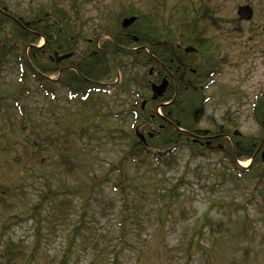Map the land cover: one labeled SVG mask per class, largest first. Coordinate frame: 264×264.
I'll list each match as a JSON object with an SVG mask.
<instances>
[{
    "label": "rangeland",
    "instance_id": "1",
    "mask_svg": "<svg viewBox=\"0 0 264 264\" xmlns=\"http://www.w3.org/2000/svg\"><path fill=\"white\" fill-rule=\"evenodd\" d=\"M2 1L10 15L32 17L35 8L43 6L47 10L50 4L61 6L63 0ZM248 1L255 2L257 6L255 16L249 24H242L237 21L236 7ZM142 2L103 0L97 8L111 7V3L118 8L122 3L134 12L140 10ZM174 4V0H167L163 10H158L154 17L159 21L170 20L173 24L181 22L180 12L173 9ZM95 6L93 0H85L82 9L86 10L87 16H92L98 12ZM181 6H184L181 7L183 12L190 9L184 2ZM208 8L207 17L212 25L207 27L205 39L209 40L210 51L218 54L219 64L217 73L204 79L207 100L195 104V108L203 112L195 127L213 128L229 112L232 117L228 125L230 132L237 130L244 136H256L260 127L251 117V108L256 94L264 90V1L210 0ZM167 23L163 27L176 34L179 27ZM3 37L0 34V39ZM78 47L86 50L88 43L81 40ZM79 54L77 52L75 59L80 58ZM121 56L119 53L116 59ZM38 61L43 60L40 58ZM140 73L142 71L138 70ZM18 77V70L12 62L3 67L0 97L15 89ZM52 84L53 97L44 99L38 94L24 97L26 109L22 114L13 107L9 108L11 100L2 99L0 185L7 189L0 190V201L5 198L14 208L7 212L6 209L1 210L0 204V249L10 238L27 252L19 264H88L87 257L92 249L88 246L84 248L80 243V232L75 231L80 224V204L76 196L75 205L79 208L65 220L61 216L58 219L47 217L45 204L39 211L33 212L32 206L44 189V181L55 187L62 175L52 161L47 160L45 165L37 164L32 158V144L36 138L67 132L82 136L79 143L84 145L93 131L97 139H102L99 132L107 130L109 125H120L128 130L133 121L126 111L135 103V95L132 94L134 86L125 91L126 80L119 71L118 77H112L106 84L105 92L91 94L84 101L79 96H70L58 83ZM36 87L39 88L40 84L31 85L33 93ZM183 98H186L185 92ZM94 111L97 112L94 118L96 127L90 128L87 133L80 127H87L88 121L83 122L84 116L93 115ZM139 130L142 132V129ZM25 142L28 144L23 148ZM105 143L103 140L93 141L90 147L92 158L82 152L85 163L92 167L94 173L107 167L119 154V149L111 148V142ZM182 147L176 150L171 169L158 168L155 172L148 169L146 173L139 174L138 181L148 192L179 181L181 195L158 213L159 203L145 202L143 211L149 215L141 217L142 226L130 233L131 238L125 244L123 254H119L121 264H264V180L259 184L248 174L233 170L228 161H220L222 156L218 153L202 159L192 157ZM238 162L241 167L244 163V167L250 164L244 157ZM225 170L227 172H223ZM68 183L74 184L70 179ZM106 191L109 192L108 188ZM112 196L115 195L110 193ZM118 209V206H109L105 212L117 214ZM205 214L209 216V221L204 219ZM116 219L117 215H110L109 219L102 218L93 226L96 227L93 228L94 239L102 231L112 240L108 248H104L101 240L98 241L97 251L103 252V255L96 264L113 263L112 255L105 250L111 251L112 246L117 244L119 230ZM221 220L230 224L228 232L219 233L216 224ZM80 231L85 232V228Z\"/></svg>",
    "mask_w": 264,
    "mask_h": 264
},
{
    "label": "trees",
    "instance_id": "2",
    "mask_svg": "<svg viewBox=\"0 0 264 264\" xmlns=\"http://www.w3.org/2000/svg\"><path fill=\"white\" fill-rule=\"evenodd\" d=\"M73 7L76 12L80 11L76 6V2H73ZM143 24L155 27V25H152L153 23L147 21ZM23 25L27 29L35 28V24L32 27L26 18H24ZM44 30L40 29L38 31L43 32ZM182 32L180 33L182 34ZM0 34L4 36V39H0V74L3 67L12 62L18 70L19 75L17 80L18 85L15 89L8 92L5 97H0V109L4 107L2 104L3 98L11 100L9 108L13 107L14 110L22 114V111L26 109L23 100L27 95L38 94L44 99L46 97H53V84L44 77V74L49 77L50 74L57 73L58 68L63 65H68L70 68H66L60 73V80L58 79L57 83L65 88L70 96H79L85 101L91 94L104 91L105 85L115 76L116 70L121 71L125 77V91H129L130 86H134L133 94L136 95L138 93L140 95L136 96L134 99L135 103L126 111L129 118L133 121V123H130L128 130L123 129L120 125H109L107 130L102 129L99 132L102 139L99 137L97 139V134L93 131L88 136L87 143L84 145L79 143L82 136H76L67 132L52 135L51 137L47 136L46 138H36L32 144V148L34 149L32 151V158L37 164L45 165L48 161H52L62 175V179L60 178L55 187L49 186L44 181V189L39 193L37 203L32 206L33 212L39 211L45 204L47 217L58 219L61 216L65 220L69 214L76 213L79 208L75 205L74 196H76L80 204V224L75 228V231L80 232L79 234L82 237L80 243L84 245V248L88 246L92 249L87 257L88 264H96L98 260L101 261L103 252L97 251L99 240H101V243H104V248L112 245V240L102 231L94 239L93 228L96 227L93 226L97 225L102 218L109 219L110 215L112 217L117 215L116 221L119 230L117 244L112 246L111 251L106 249L105 253L112 255V264H121V256L119 254H123L124 246L128 244L127 241L131 238L130 233L132 230L136 231L142 226L141 217L149 215L148 212L145 213L143 211L145 202L150 200L152 203H159L158 213L162 209L168 208L176 199V196L179 197L181 195V182L179 181L168 187L155 188L150 193L146 188L145 190L141 187L138 181L140 179L139 174L146 173L148 169L152 170V172H155L158 168L171 169L174 162V154L178 147L182 146H185L182 148H186L192 157L196 156L206 159L212 156V152L193 143L185 134L163 119L166 118L172 121L175 126L186 130L194 129L198 121L197 119L202 116V114L200 115V113L196 112V99H198V102L202 101V99L197 98L195 91L188 89L186 98H183L185 91H182V93L178 94L172 105L163 107L161 116L157 114L155 109L156 104L160 101L170 100L172 94V91L167 93V99L160 101H152L147 94L149 81H155V79L158 80L159 78V70L156 67L158 61H154L152 56L156 57L157 60L162 59V55L159 52L161 47L152 45L151 43L161 39H152L150 42L142 41V45L145 44L150 53L140 49L138 52H132V56L129 58L125 57V54L122 52L119 60L116 58L117 53H121V49L114 45L107 46L111 56L100 51L93 54L92 52L96 51L95 39H93L91 43L86 41L88 47L86 49L87 52H84V57L80 56L79 59H75L74 54L77 53V44L75 42L80 39H61L62 36L57 30H54L52 34L50 30L45 32V35L51 34L53 38L46 48L29 47L37 39H28L31 36L28 31L0 14ZM115 40L119 43L117 39ZM180 41L181 45L194 46L198 49L199 53L209 50L208 39H180ZM125 45L135 47L139 44L134 45L133 41L128 40ZM26 49H28L27 53H25ZM55 51L58 53L73 52V55L55 64L49 61L48 58ZM39 57L43 61H38ZM123 59L126 60L124 61ZM127 62L129 63L126 64ZM152 66L155 68L152 75H149V69ZM131 70L133 71L132 74L130 73ZM138 70L142 71V73L138 74ZM37 83L40 84V87H36L37 89L33 93L31 85ZM139 91L145 94L142 95ZM254 98L251 116L260 126V135L257 137L245 136L235 140L237 154L246 158L252 157L255 147L260 141L261 134H264V90L256 94ZM143 99H147V104L144 109H141L140 102ZM95 113L97 114L94 111L93 115L84 116L83 122L88 121V125L85 127L86 129L80 128L85 132L87 130V133L90 128L96 127ZM184 119L187 120L184 121ZM231 121L230 117L222 118V122L230 123ZM139 128L154 133L152 138L146 137L145 145L139 142L135 136V131ZM98 140L100 142L103 140V142H106V145L111 142V148L119 149V154L107 167H102L99 173H94L91 171L92 167L85 163L86 158L82 157V152L84 151L87 156L92 158L93 152L90 147L93 145V141ZM222 143L224 151L220 161H228L233 170L243 173V175L248 174L249 178L256 179L257 183L261 184L264 180V162L261 158L255 157L252 164L248 168L243 169L236 166L230 143L226 139ZM27 144L25 142L23 148ZM69 179L74 184H69ZM146 186L147 188L149 187L148 185ZM4 188L7 189V187L0 185V190ZM107 188L109 192L106 191ZM110 193L115 196L110 197ZM0 204L1 210L6 209L7 212L8 209L13 210L14 208L5 198L1 199ZM109 206L113 208L118 206L117 214H114L115 212L106 213L105 208ZM208 217L206 214L204 215V219L209 221ZM216 226L219 228V233L230 230V224L222 220ZM82 228H85V232L83 233L80 231ZM189 242L192 246L191 240ZM26 254V250L24 251V248L20 244H16L8 238L5 246L0 249V264H19V261L24 259Z\"/></svg>",
    "mask_w": 264,
    "mask_h": 264
},
{
    "label": "flooded vegetation",
    "instance_id": "3",
    "mask_svg": "<svg viewBox=\"0 0 264 264\" xmlns=\"http://www.w3.org/2000/svg\"><path fill=\"white\" fill-rule=\"evenodd\" d=\"M167 0H143L142 4L139 6L141 12L137 9L134 13L123 5L122 3H119L118 8L117 5L111 7H101L103 10L102 14H99L98 17L95 18H88L82 17L81 12H76L73 6H69V2H63L68 3L65 5V10L60 12V14L63 16L62 19L52 20L48 21V14L47 18H38L37 16L32 21V23L35 24V28L30 30L31 34L35 39H38V36L45 35V31H51L54 29V24L51 23L53 21L56 22L55 28H58L59 26H64L66 30L70 29V23H76V32L78 35L77 40L75 43L77 44V52L81 53L79 55H84V52H87V50H81L78 45L81 43V40L88 41L89 43L92 42V39H95V48L96 51H93V54H96V52L100 51L106 55H110V50H108L107 46L114 45L117 48L121 49V53L125 55L132 56L131 53L137 50L143 49L142 41L150 42L152 39H161L159 41H156L154 43L155 46L161 47L160 49V55H162L161 60H157L154 56L153 60L158 61V65L156 67L158 68L159 78L158 80L155 79V81H149L151 83H154L158 85L163 80L166 81V88L159 98V100H166L167 99V93L172 91V96L170 100H167L165 102H159V105L169 106L172 105L177 98L179 93H182V91H188V89L195 91L199 96L201 95L200 92H205L206 86H203L204 79H209V77L213 76L217 73V65L218 61L216 60L215 55L212 52H202L199 53L197 48H195L194 51L188 52L186 51L187 45H181L180 39H182V34L177 32L176 34L170 33L169 30H166L165 28H161L164 35L162 37H154L152 35V27L151 26H142L141 24H135L131 25L127 28H123L122 26H116L114 23L117 21V17L121 16L122 19L124 17H129L131 15H139L141 14L143 17L146 16L148 20H150L153 16H155L158 13V10H163V8L166 5ZM264 1V0H261ZM200 4L198 7L196 6L197 3ZM210 0H187L185 2L186 8H190L189 14L191 15V20H194L196 23V26H200V28H197L199 30V33H190L187 34L184 39H205V31L207 29V25L210 23L208 19V3ZM249 5L252 10L255 12L256 10V4L255 2L252 3L250 1L248 2H242L241 5ZM182 0H176L174 4V10L180 9L181 10ZM184 7V6H183ZM134 8H132L133 10ZM0 10H5V7L0 5ZM130 14V15H129ZM72 15V18L70 17ZM129 15V16H127ZM142 17V18H143ZM20 19V18H19ZM115 21V22H114ZM98 23V25H94V23ZM93 23V25H92ZM121 23V21L119 22ZM92 25V26H91ZM45 29L43 32H40L38 30ZM64 30L63 28L59 31L62 32ZM154 32V31H153ZM87 33L89 35L87 36ZM73 39V37H63L61 39ZM59 39V38H57ZM117 39L119 43L116 42ZM133 41L134 44H139L136 47H130V45H125L127 41ZM51 39L49 40L44 39L42 40L41 44L36 45L35 47H47L49 43H51ZM101 42V44H99ZM140 42V43H139ZM158 44V45H157ZM132 45V44H131ZM114 49V47H113ZM92 51V50H91ZM57 52V51H55ZM149 52V51H147ZM54 53V52H53ZM90 53V52H89ZM53 55V54H52ZM52 55H49L48 58ZM52 61V60H50ZM66 68H70L68 65H63L58 68V74L63 71ZM155 67L152 66L149 70V75H152L153 69ZM50 80H53L52 77H50ZM57 83V82H56ZM151 96V95H150ZM204 96V93H203ZM202 97V95H201ZM147 102V101H146ZM145 104V103H144ZM158 104V103H157ZM228 123L226 122H220L216 128H194L192 129V132L196 138H189L191 141H193L196 144L200 145H207L212 146L213 140L218 138H227L229 141H233L235 136H238V134H234L235 130H232L229 132ZM203 130H206L207 132H202ZM217 132H216V131ZM188 139V138H187Z\"/></svg>",
    "mask_w": 264,
    "mask_h": 264
},
{
    "label": "water",
    "instance_id": "4",
    "mask_svg": "<svg viewBox=\"0 0 264 264\" xmlns=\"http://www.w3.org/2000/svg\"><path fill=\"white\" fill-rule=\"evenodd\" d=\"M238 15L239 18L241 20H249L251 18V9L244 6V7H239L238 8ZM134 20V18H129V19H124L123 21V26H127L129 25L132 21ZM192 50L191 48H187L186 51ZM61 58H65V56H62L60 58L56 57L57 60L61 59ZM166 81H162L160 84L156 85V84H152L151 85V91L153 93L152 98L155 99L157 97H160L162 95V93L164 92L165 88H166ZM142 139V137H141ZM143 140V139H142Z\"/></svg>",
    "mask_w": 264,
    "mask_h": 264
},
{
    "label": "bare ground",
    "instance_id": "5",
    "mask_svg": "<svg viewBox=\"0 0 264 264\" xmlns=\"http://www.w3.org/2000/svg\"><path fill=\"white\" fill-rule=\"evenodd\" d=\"M243 166H246V163H244Z\"/></svg>",
    "mask_w": 264,
    "mask_h": 264
}]
</instances>
